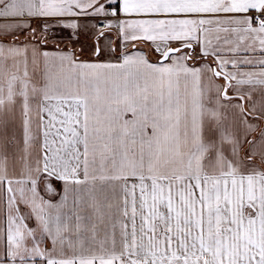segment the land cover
Wrapping results in <instances>:
<instances>
[{
    "label": "snow or ice",
    "instance_id": "obj_1",
    "mask_svg": "<svg viewBox=\"0 0 264 264\" xmlns=\"http://www.w3.org/2000/svg\"><path fill=\"white\" fill-rule=\"evenodd\" d=\"M262 125L264 0H0V264H264Z\"/></svg>",
    "mask_w": 264,
    "mask_h": 264
},
{
    "label": "crops",
    "instance_id": "obj_2",
    "mask_svg": "<svg viewBox=\"0 0 264 264\" xmlns=\"http://www.w3.org/2000/svg\"><path fill=\"white\" fill-rule=\"evenodd\" d=\"M39 23V22H37ZM90 27V25H89ZM114 35V33H112ZM94 44V38L88 30L81 31L78 36H74L71 29L57 28L49 33V40L47 47H59L62 49L73 50L77 53L83 51L81 59H90V53ZM137 48H143L149 51L148 46L138 43ZM155 58L154 56L152 57ZM264 127V125H262ZM259 131L253 133V136H258Z\"/></svg>",
    "mask_w": 264,
    "mask_h": 264
}]
</instances>
